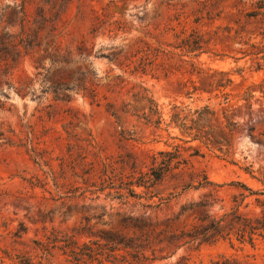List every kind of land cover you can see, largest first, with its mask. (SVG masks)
Masks as SVG:
<instances>
[{"label":"rangeland","instance_id":"obj_1","mask_svg":"<svg viewBox=\"0 0 264 264\" xmlns=\"http://www.w3.org/2000/svg\"><path fill=\"white\" fill-rule=\"evenodd\" d=\"M0 39L21 51L0 86V264H73L44 242L85 217L127 235L131 215L264 224V0H0ZM159 151L180 166L137 185ZM260 233L141 263L264 264Z\"/></svg>","mask_w":264,"mask_h":264},{"label":"trees","instance_id":"obj_2","mask_svg":"<svg viewBox=\"0 0 264 264\" xmlns=\"http://www.w3.org/2000/svg\"><path fill=\"white\" fill-rule=\"evenodd\" d=\"M6 46L3 47L4 49H0V52L10 49V53H5L4 57H0V68L2 63L7 65L0 70V86L6 83L10 84L9 77L12 73L8 69V65L15 62L21 54L19 47H16V45L12 47L7 43ZM12 48L14 51H12ZM202 110L199 112V117L190 119V127L193 123L198 124V127L207 120V115L211 112L210 107L206 105ZM179 119V116L176 115L173 122L179 125ZM3 136V131H0V138H3ZM158 154L162 158L159 160L158 156L153 157L152 166L148 172L140 175L137 185L146 186L147 183H157L169 171L180 166L179 161H175V157L167 154V151H159ZM204 179L206 181H199L195 188L212 184L206 175ZM130 190L131 195L137 194L133 189ZM209 196H206L203 201L193 204V206L198 208L211 206L213 200L209 199ZM184 209L185 207L182 208V211ZM83 220L85 222L82 221L80 226L75 227L74 232L96 236L98 239L80 242L76 238V233H51L47 237V241L44 242L43 249L45 253L48 254L51 248L58 247L70 258L73 264H142V260L148 258L146 253L148 250L153 253L156 251H171L174 253V251L188 244L214 243L220 239L232 240L233 237L241 241H246L248 238L250 243H254L255 236L262 235L260 231H264V224L259 228L253 225V221L258 220L257 222H259V217H256L255 220L243 217L237 213V210L227 212L221 217L207 213L201 216L200 213L196 220L197 223L190 229L170 228L169 224L165 223L169 219L163 221L160 225L159 221H155V225H152L153 223L150 222L148 217H134L132 215L123 217L121 223L134 235L107 229L94 233L93 225L90 223L91 218L85 217ZM165 257L167 255H163L161 258ZM20 264H33V262L29 259H21Z\"/></svg>","mask_w":264,"mask_h":264}]
</instances>
